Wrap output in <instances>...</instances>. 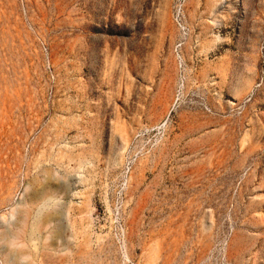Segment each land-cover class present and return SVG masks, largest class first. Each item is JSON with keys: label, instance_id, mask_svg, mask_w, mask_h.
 I'll return each instance as SVG.
<instances>
[{"label": "rangeland", "instance_id": "rangeland-1", "mask_svg": "<svg viewBox=\"0 0 264 264\" xmlns=\"http://www.w3.org/2000/svg\"><path fill=\"white\" fill-rule=\"evenodd\" d=\"M0 264H264V0H0Z\"/></svg>", "mask_w": 264, "mask_h": 264}, {"label": "bare ground", "instance_id": "bare-ground-1", "mask_svg": "<svg viewBox=\"0 0 264 264\" xmlns=\"http://www.w3.org/2000/svg\"><path fill=\"white\" fill-rule=\"evenodd\" d=\"M243 82H244V81H242V79L237 80V86H236V87H242V86H243ZM158 103L161 104V101H158ZM154 127H159V125H158V126H154ZM11 216H12V215H11ZM53 218H56V215H55ZM53 218H52V219H53ZM11 260H13L12 257H10L9 261H11Z\"/></svg>", "mask_w": 264, "mask_h": 264}]
</instances>
